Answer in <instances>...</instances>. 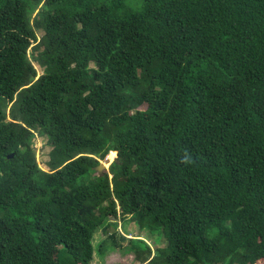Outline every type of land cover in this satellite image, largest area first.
<instances>
[{"label": "trees", "instance_id": "obj_1", "mask_svg": "<svg viewBox=\"0 0 264 264\" xmlns=\"http://www.w3.org/2000/svg\"><path fill=\"white\" fill-rule=\"evenodd\" d=\"M99 229L105 262L264 264V0H0V264Z\"/></svg>", "mask_w": 264, "mask_h": 264}, {"label": "rangeland", "instance_id": "obj_2", "mask_svg": "<svg viewBox=\"0 0 264 264\" xmlns=\"http://www.w3.org/2000/svg\"><path fill=\"white\" fill-rule=\"evenodd\" d=\"M38 33H39V36H42L43 31H38ZM36 67H37L39 74L43 73V68L39 64H36ZM33 141H34V146L36 148L37 157H38V160L41 166L44 169H48L47 160L49 159V152H50L51 146L47 144L46 137L41 136V135L36 134L35 137L33 138ZM110 154L111 152L108 154L106 159L102 160V163L105 164V168L103 169V171L105 169L106 170L109 169L111 162L117 156L116 154L113 158H111ZM107 221L117 222L116 226L113 225L112 227L109 228L108 234H110L114 230H118L121 234H126L128 237L136 236L138 234L145 236L143 232L139 231V227L134 221L126 223L122 218L115 219L113 216H110L107 219ZM108 234L103 229H99L98 231H96L93 237L95 253H94V259L92 261V264H117V263L129 264L131 263L133 256L130 254L125 256L120 252L119 249L115 250L114 252L109 253V255L106 257V262L104 259H102V257L99 254L98 247H99V244H101L106 239ZM148 240L151 242V238H148ZM153 246L155 247L157 245L153 244ZM134 264H148V263H141V262L134 261Z\"/></svg>", "mask_w": 264, "mask_h": 264}, {"label": "water", "instance_id": "obj_3", "mask_svg": "<svg viewBox=\"0 0 264 264\" xmlns=\"http://www.w3.org/2000/svg\"><path fill=\"white\" fill-rule=\"evenodd\" d=\"M14 155V153H10L9 155H8V157H12ZM105 168V164L104 163H100L97 167H96V169L101 173V174H103V169Z\"/></svg>", "mask_w": 264, "mask_h": 264}]
</instances>
